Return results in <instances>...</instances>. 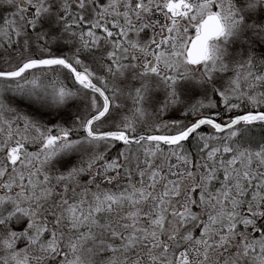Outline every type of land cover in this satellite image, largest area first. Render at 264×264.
Wrapping results in <instances>:
<instances>
[{
  "label": "snow or ice",
  "instance_id": "obj_1",
  "mask_svg": "<svg viewBox=\"0 0 264 264\" xmlns=\"http://www.w3.org/2000/svg\"><path fill=\"white\" fill-rule=\"evenodd\" d=\"M0 264H264V0H0Z\"/></svg>",
  "mask_w": 264,
  "mask_h": 264
}]
</instances>
